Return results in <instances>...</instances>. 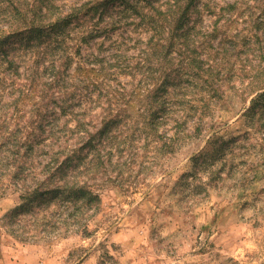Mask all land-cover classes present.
I'll use <instances>...</instances> for the list:
<instances>
[{
  "label": "rangeland",
  "instance_id": "rangeland-1",
  "mask_svg": "<svg viewBox=\"0 0 264 264\" xmlns=\"http://www.w3.org/2000/svg\"><path fill=\"white\" fill-rule=\"evenodd\" d=\"M134 1L0 44V264H264V0Z\"/></svg>",
  "mask_w": 264,
  "mask_h": 264
},
{
  "label": "trees",
  "instance_id": "trees-1",
  "mask_svg": "<svg viewBox=\"0 0 264 264\" xmlns=\"http://www.w3.org/2000/svg\"><path fill=\"white\" fill-rule=\"evenodd\" d=\"M7 5L5 7H2L1 10L5 8H10L9 14H5L0 17V23L4 21L6 24L2 27L0 26V44L6 42L11 36L16 34L25 33L29 30H39L44 28H53L54 26H59L64 24L65 22H68L71 20V18L78 17L80 15H87L89 13H92L96 11L97 7L99 5H105L113 2L114 0H85L81 4L74 3L73 1L69 2V4L66 6V4H62L65 9H62V14H57L55 16V9L58 8L55 6V0H30V4L27 3L29 0H4ZM178 0L171 1L174 3V5H177L178 10L180 11L179 14L176 16L175 20L177 22H182L185 20V11L192 3H194L195 0H186V4H184V8L181 9V2H177ZM121 2L124 4L123 11L125 15H131L128 14V11L136 9L135 1L134 0H121ZM151 0H147V5L151 4ZM145 6H142L143 9ZM115 7L112 8V12L115 11ZM112 12H109V20L105 21L104 28L107 26H115L116 21L118 19L114 16H112ZM118 12V11H117ZM120 12V11H119ZM1 15V13H0ZM38 16L42 17H51L54 16L52 19H36ZM128 16V17H129ZM145 16L142 15V18ZM98 22H93L91 24L89 30L86 32L89 36H92L95 32H98L101 29V26H99ZM99 26L98 30L97 27ZM176 31V30H175ZM56 40V39H55ZM55 59L53 58L52 62H54ZM54 66V64H51V66ZM50 66V67H51ZM52 66V67H53ZM47 70V67L44 68ZM32 80L30 81V84L33 85ZM30 85V88H31ZM65 110V109H64ZM12 150V154H19V151L21 150L22 145L19 143L12 142V145L9 146ZM70 149V148H69ZM74 150V149H73ZM70 156L71 154H68L63 162L65 164H68L70 162ZM55 161V158L51 157L48 159V164H52Z\"/></svg>",
  "mask_w": 264,
  "mask_h": 264
}]
</instances>
